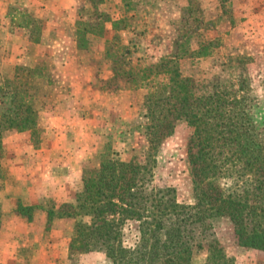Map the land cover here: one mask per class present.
Instances as JSON below:
<instances>
[{"label": "rangeland", "instance_id": "rangeland-1", "mask_svg": "<svg viewBox=\"0 0 264 264\" xmlns=\"http://www.w3.org/2000/svg\"><path fill=\"white\" fill-rule=\"evenodd\" d=\"M85 1L75 19L81 25L51 30L55 48L32 66L45 70V78H36L32 91L41 126L33 136L9 132L4 137L8 169L9 152L28 150L32 159L21 155L19 162L38 178L48 179L43 182V201L22 217L29 221L32 243L21 252L28 264H111L97 252H75L70 258L69 219L54 218L50 230L38 235L48 212L74 200L82 187V170L97 167L106 148L126 162L143 161L149 154L153 184L173 190L181 204L193 203L186 157L192 129L177 122L173 134L151 152L144 134L143 101L161 79L154 75L162 61H176L182 76L197 86L233 81L241 89L239 95L250 100V119L264 134V26H236L248 18L240 17L233 0ZM82 23L92 32L80 38ZM45 31L42 26L31 29L34 38ZM12 62L0 60L2 83L26 67ZM211 241L235 264H264V251L238 246L226 219L213 223L192 264H203ZM133 242V234L126 232L125 244Z\"/></svg>", "mask_w": 264, "mask_h": 264}, {"label": "trees", "instance_id": "trees-1", "mask_svg": "<svg viewBox=\"0 0 264 264\" xmlns=\"http://www.w3.org/2000/svg\"><path fill=\"white\" fill-rule=\"evenodd\" d=\"M86 26L77 31L80 38L92 32ZM44 72L38 65L20 67L11 81H0V190L13 182L3 161L5 135L33 136L39 129L32 91ZM154 76L161 79L143 101L148 152L173 134L177 122L192 129L186 157L193 203L181 204L173 190L153 184L149 154L126 162L106 148L97 167L82 170L74 200L48 212L44 232L54 218L71 220L70 258L97 252L111 264H192L213 223L226 219L238 246L264 251V134L250 119V100L233 81L195 85L173 60L162 61ZM34 208L19 204L16 212L23 216ZM126 232L133 234L131 245L125 244ZM203 264L235 263L211 241Z\"/></svg>", "mask_w": 264, "mask_h": 264}, {"label": "crops", "instance_id": "crops-1", "mask_svg": "<svg viewBox=\"0 0 264 264\" xmlns=\"http://www.w3.org/2000/svg\"><path fill=\"white\" fill-rule=\"evenodd\" d=\"M233 1L234 6L238 5L236 9L240 17L248 18L247 21L236 22V26H248V23L264 26V0ZM85 2V0H0V58L32 67L40 55L49 51L48 49L51 52L55 48L54 41L52 43L50 41L51 30L56 32L60 31L62 26H75L76 16ZM32 26H42L46 31L38 38H34L31 33ZM3 145L5 147L4 140ZM25 153L28 154L25 156ZM21 155L32 159L28 150L9 152L8 159L12 160L9 161L11 167L8 170L13 182L0 190L2 213L0 264H28V260L21 257L23 256L21 252L32 245L30 232L27 230L29 221L17 214L16 209L19 204L33 207L39 205L45 196L43 182L48 181L30 173L28 166L19 162ZM32 161H35L34 158ZM51 189L54 192L55 188ZM45 224L46 218L38 229L39 238L45 234Z\"/></svg>", "mask_w": 264, "mask_h": 264}]
</instances>
